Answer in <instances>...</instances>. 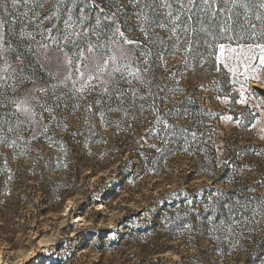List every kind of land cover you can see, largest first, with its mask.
Listing matches in <instances>:
<instances>
[{"label": "rangeland", "instance_id": "374dc122", "mask_svg": "<svg viewBox=\"0 0 264 264\" xmlns=\"http://www.w3.org/2000/svg\"><path fill=\"white\" fill-rule=\"evenodd\" d=\"M90 1L46 0L34 13L33 0H0V136L12 145L0 144V264H264L260 50L224 38L225 74L205 26L175 20L193 18V8L156 0L152 12L120 0L130 13L121 31L139 43L127 46L131 68L109 63L86 82L82 51L92 58L115 47L113 28L89 26ZM98 4L105 16L115 11L110 0ZM95 27L103 35L90 53L77 38ZM197 88L209 113L187 122L179 106ZM180 193L212 201L166 210ZM217 211L224 225L211 224Z\"/></svg>", "mask_w": 264, "mask_h": 264}, {"label": "trees", "instance_id": "16d2710c", "mask_svg": "<svg viewBox=\"0 0 264 264\" xmlns=\"http://www.w3.org/2000/svg\"><path fill=\"white\" fill-rule=\"evenodd\" d=\"M88 3H90V0H84ZM185 1V0H184ZM46 0H33V3L35 4V10L34 13H37L40 8L42 6H44ZM98 1H94L93 5H92V10L90 11L91 13V19L89 21V26H93L95 24V22H98V26L102 27L103 29L106 30V28L110 27L113 28L112 22L110 20L105 19V13L103 11H101V9L105 8V5H102V7L98 4ZM170 2V1H169ZM206 5H203L200 3V0H197V4L196 6L193 7V18H191V20L188 19V15L184 14L182 16H180V24L181 26H189V25H194V26H198V25H204L206 31L209 33L210 37L209 38V43L205 44L206 48H208V50L210 51L209 53L213 56V60L215 63V68L220 69L221 71H223V73L227 74V71L225 69V65H223L224 63H222L221 61H219V59H217V57L220 56V47L219 45H223L225 43V41H223L224 38L228 37L229 40H231V42H229L231 44V46H237L240 47L241 45H244L246 47V45L248 44H253V43H264V35H260L259 32V21H256L254 18L251 20L252 24H257V35L255 40L251 39V32L253 31L250 26L249 23L245 21L244 19V15H243V9H234L233 12L231 13L232 15V19L228 20L227 19V13H223V12H219V8H223L225 7L222 4H218V5H214L213 7L217 10V16L216 19H211V12H205L202 11L201 9L206 8ZM168 10V8L166 7L165 10ZM129 10L123 8L122 11H120L119 13H117L118 15L116 16V21L121 24H127L129 21L127 20L129 18ZM239 13V14H238ZM252 14L249 13V16H251ZM168 26H171V22L172 20H168ZM167 25V24H166ZM222 27H227L228 30L227 31H221ZM96 27L93 29V31L91 33H80L77 38L78 43L80 45V47L83 48V50H87L89 48V45L92 43L93 41V37H96L98 34L103 35V32L101 31L100 33L96 32ZM215 37V39L213 38ZM227 40V39H225ZM64 42L63 41H58L54 44L56 45H62ZM64 46V45H63ZM207 50V51H208ZM198 54V51H194L193 54ZM86 54V53H85ZM25 59V57H23ZM27 60V59H26ZM157 63H153L152 65V69H150V73L152 75L157 74V72H159L160 74V70L157 68ZM232 80V79H230ZM231 81L226 82V84H228L227 88H232L230 87ZM179 91V90H178ZM173 90L174 93L178 92ZM201 91L197 88L194 91H192L191 95L188 96L184 102L179 106V107H183L184 112H185V120L187 122H190L189 119L194 118L196 119V123H200L202 122L203 119V115L208 114L209 110L208 108L205 106L203 101H199L196 96H198V94H200ZM184 127V126H183ZM131 142L128 143V145ZM133 153L131 154V158H136L135 156L137 154H135L136 149L132 148ZM134 154V155H133ZM144 161V158H146L147 156H143L140 155L138 156V158H140ZM138 171L136 170L135 173H137ZM132 176H136V175H132ZM98 190V189H97ZM115 190H112L111 193H114ZM108 193V194H111ZM232 195H235V193H232ZM65 198H67V196H62L59 199L60 204H62L65 200ZM98 200V199H97ZM94 202L95 199L90 198L89 202ZM211 198L208 199H204L199 201L197 195H183V193H180L179 196L176 197V200H174L172 203H169L167 205L166 210L167 209H183L185 207L192 208V207H197L198 205H202L204 208H207L211 202ZM163 210V209H162ZM165 211V210H164ZM232 215V214H231ZM213 220L211 221L213 225L216 226H220V225H224V215L221 211H217L214 215ZM131 226V225H130Z\"/></svg>", "mask_w": 264, "mask_h": 264}, {"label": "snow or ice", "instance_id": "6c2138e0", "mask_svg": "<svg viewBox=\"0 0 264 264\" xmlns=\"http://www.w3.org/2000/svg\"><path fill=\"white\" fill-rule=\"evenodd\" d=\"M18 0H12V3L15 4L17 3ZM25 3L28 2V0H24ZM130 3L135 4H145V7L152 11L156 12L158 10L157 5H156V0H129ZM178 3H180V9L181 12L187 11L191 12L192 8L196 6L197 0H186V3H184V0H177ZM111 6L115 9L111 13V15H106L105 19L110 20L113 25L112 29V37L110 44L115 45L114 48L109 47L108 53L110 54H104L100 55L99 57H92L89 58L88 56L83 54V51L81 53V64L83 69H86L88 72L87 77L85 78V81H90L93 79L97 78V74H102L107 71V66L109 63L116 64L117 62H122L123 67L125 68H131V57H130V52L131 49L128 48V45H137L139 46V43L137 41H133L128 39L125 36V33L121 31L120 24L116 21V16L117 13L122 11L123 5L120 3V0H110ZM160 3L163 7L170 8L171 5L168 3V0H160ZM200 3L203 5H206V8L201 9L202 11L205 12H211V19H216L217 16V10L213 7L214 5L222 4L225 7L219 8V12L227 13V19L231 20L232 15L231 13L233 12L234 9H243V15L244 19L246 22L249 23L250 28L253 30L251 32V39L255 40L257 32V24H252L251 20L254 18L256 21H259V32L260 35H264V0H200ZM103 11V9H101ZM145 8H141L140 12L137 13L138 16H143V20L145 22L149 21V17L147 15H144ZM249 13L252 15L249 16ZM239 14V13H238ZM168 16H171L172 13L168 12ZM180 15L178 14L175 17V20H179ZM188 19L191 20V15L188 16ZM152 23L155 24L156 27H161L163 28L165 25L163 23H160L158 21H152ZM4 27L3 23H0V29ZM142 32H144L145 38H148V33L145 30V28L141 27L140 29ZM227 27H222L221 31H227ZM175 31V29H173ZM215 39V37H213ZM3 37L0 36V40H2ZM221 49V53H223L224 45H219ZM241 47H245L244 45H241ZM246 48L248 51H251L254 48H258L260 50V63L264 64V43H253V44H248L246 45ZM94 49L92 47H89L87 49V52H93ZM185 51L192 53L193 48H192V42H189V46L185 49ZM230 51H235V49H230ZM246 58V57H245ZM219 59V57H217ZM187 62V61H186ZM67 66L72 65L71 60H67L66 62ZM71 67H69V72L68 75H66L65 79H71ZM75 71L80 74V77H85L84 71L81 70V67H76ZM113 71H120V67H115ZM138 71V70H137ZM130 74H132L130 72ZM0 79H3V77H0ZM75 84V81L73 82ZM3 85H0L2 87ZM80 92H83L84 90V85H81L79 89H77ZM107 91V89H105ZM100 101L97 100L96 103H99ZM240 102H243L241 100ZM59 106V105H58ZM87 111H91V105L88 106ZM103 116V113H101V117ZM54 118V117H53ZM157 122H160L159 117L157 118ZM165 126L167 127L166 121L164 122ZM14 143V142H13ZM0 144H4L5 146L11 147V144H6L5 138L0 136ZM222 195V194H221ZM227 206V205H226Z\"/></svg>", "mask_w": 264, "mask_h": 264}]
</instances>
